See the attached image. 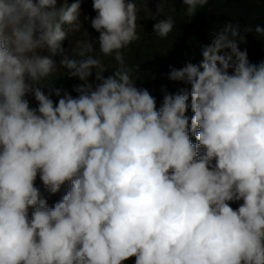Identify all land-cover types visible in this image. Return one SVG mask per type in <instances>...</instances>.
I'll list each match as a JSON object with an SVG mask.
<instances>
[{
    "label": "clouds",
    "instance_id": "9594fccd",
    "mask_svg": "<svg viewBox=\"0 0 264 264\" xmlns=\"http://www.w3.org/2000/svg\"><path fill=\"white\" fill-rule=\"evenodd\" d=\"M135 1L0 0V264H264V58L238 47L264 26L221 1L204 34L219 0H179L208 44L175 68V6ZM151 61L183 85L159 107Z\"/></svg>",
    "mask_w": 264,
    "mask_h": 264
},
{
    "label": "trees",
    "instance_id": "16d2710c",
    "mask_svg": "<svg viewBox=\"0 0 264 264\" xmlns=\"http://www.w3.org/2000/svg\"><path fill=\"white\" fill-rule=\"evenodd\" d=\"M172 4H171V2ZM221 1H224L226 4L230 2V0H219V6L213 5V2H208L207 5L199 9L198 14L200 15V18L202 21L200 22V19H198V28L201 33H207L209 30L217 29L219 28L222 24H220V18H221V13L223 10V5ZM168 2V0H167ZM170 5L175 6V11H174V20L176 22V27L173 29L172 32L169 33V36H171V41L172 44L175 46H181L184 48H187L189 55L190 56H181L180 60H176L173 58H170L168 62L166 63H173V67L175 68H180L184 65V63L187 62H192V63H198L199 60L202 58L200 55V48L202 45L208 44V41L205 40V35L202 34L199 37L194 36L193 40H187V42L184 41L185 37L182 33V18L181 15H183V12L178 13L176 12V6H177V0H169ZM168 2V3H169ZM167 4V3H166ZM166 6V5H165ZM231 11H225L226 13L223 14V16L230 15L232 13L233 17H238L237 19H231V20H226L224 22H238L240 25L243 27L245 25H250L254 26L257 23H259L261 26H264V0H245L241 3L229 6ZM222 16V17H223ZM178 17V18H177ZM156 19H159L157 17ZM156 22V20H155ZM222 22V23H224ZM192 30H196L195 27H192ZM255 33H245V42L242 44H239L238 47L241 49H246L247 50V56L250 62L256 63L260 59L264 58V40L260 41L255 38ZM148 36L146 35V38ZM208 40L209 35H208ZM155 40H159L157 37L154 36ZM170 47H168L166 50L163 49V53L167 52L168 54H173L175 53L176 49L172 48L171 51ZM185 53H187L185 51ZM125 56H128V53L125 54ZM163 65L165 63H162ZM150 65V70H151V78L147 77L145 75H140V80L146 82L141 85H138L137 87H144L149 90L150 94L154 95L156 98L157 102V107H159L161 99H162V93H161V87L163 86L167 91L169 92H174L178 86H183L179 82H173L169 81L167 79V73L169 70H166L165 72H157L155 69L154 61H151L149 63ZM230 71V70H229ZM66 80L71 83V78L66 77ZM78 80L75 78L74 82L70 85L68 84L67 87H62V89H66L69 91L71 95L74 94L72 91V86L77 84ZM91 82V80H90ZM52 99L55 102L56 97H52ZM36 185L40 187L41 192L44 194L46 199L52 200L56 198L58 195L61 196L64 191V187L62 186L60 192L56 194H51L49 195L47 192L44 191L42 188L39 178L37 177L36 180Z\"/></svg>",
    "mask_w": 264,
    "mask_h": 264
},
{
    "label": "bare ground",
    "instance_id": "6f19581e",
    "mask_svg": "<svg viewBox=\"0 0 264 264\" xmlns=\"http://www.w3.org/2000/svg\"><path fill=\"white\" fill-rule=\"evenodd\" d=\"M92 1V0H91ZM69 2H71V0H69ZM88 2V0H80V8L82 9L85 5H86V3ZM168 2H169V0H168ZM171 2V1H170ZM169 2V3H170ZM135 3L137 4H139L140 2L139 1H135ZM137 4V5H138ZM171 4H172V2H171ZM144 6H147V3H145L144 4ZM139 9H140V11L142 10V9H144L142 6H140L139 7ZM150 11H154V8L152 7L151 9H150ZM176 12H178V13H180L181 14V12H183V6L181 5V3H180V1L179 0H177V6H176ZM144 15V14H143ZM143 15H142V18H143ZM86 15H83V18H81V19H83V21L85 20L84 19V17H85ZM198 16H200L199 14H198V12H195L193 15H192V19L193 18H196V17H198ZM80 17H81V14H80ZM178 18V17H177ZM153 19V18H152ZM154 20V19H153ZM155 21V20H154ZM202 21V19L200 18V22ZM89 26L90 25V20H85V24H82V26ZM194 33H195V36L196 37H199L200 35H196V30H194ZM194 33H193V35H194ZM200 38V37H199ZM64 43H67V40H65V41H63V43H62V46H63V44ZM55 58V57H54ZM55 86H57V87H61L62 88V85H61V82H60V77L55 81ZM30 106H32L31 104H30ZM34 106V105H33ZM48 201V200H47ZM239 202H230V205L232 206V207H236L237 206V204H238Z\"/></svg>",
    "mask_w": 264,
    "mask_h": 264
},
{
    "label": "rangeland",
    "instance_id": "374dc122",
    "mask_svg": "<svg viewBox=\"0 0 264 264\" xmlns=\"http://www.w3.org/2000/svg\"><path fill=\"white\" fill-rule=\"evenodd\" d=\"M152 2V0H147V6L150 4ZM90 3H91V0H88V2L86 3V5H90ZM138 4V3H137ZM152 8V7H151ZM85 15L88 17V20H90L91 19V17L92 16H94L95 15V13H85ZM79 35V33H77L76 34V36H78ZM75 37H73V39H74ZM60 198V196L58 195L55 199L56 200H58ZM55 199H52V200H49V201H47V203L48 204H50V202H55Z\"/></svg>",
    "mask_w": 264,
    "mask_h": 264
}]
</instances>
